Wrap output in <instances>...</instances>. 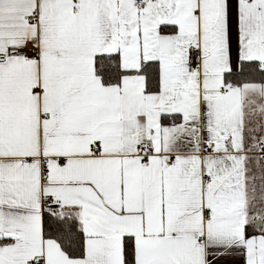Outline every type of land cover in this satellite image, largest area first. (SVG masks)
Listing matches in <instances>:
<instances>
[{
  "label": "snow or ice",
  "instance_id": "obj_1",
  "mask_svg": "<svg viewBox=\"0 0 264 264\" xmlns=\"http://www.w3.org/2000/svg\"><path fill=\"white\" fill-rule=\"evenodd\" d=\"M0 264H264V0H0Z\"/></svg>",
  "mask_w": 264,
  "mask_h": 264
}]
</instances>
